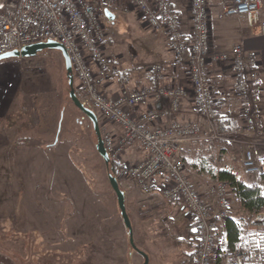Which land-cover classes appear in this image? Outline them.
Listing matches in <instances>:
<instances>
[{"label":"built area","instance_id":"obj_1","mask_svg":"<svg viewBox=\"0 0 264 264\" xmlns=\"http://www.w3.org/2000/svg\"><path fill=\"white\" fill-rule=\"evenodd\" d=\"M122 0H0V55L21 53L25 46L53 41L61 44L70 60L71 70L85 93L82 102L109 129L102 143L113 171L119 180L134 183L145 195L159 193L167 202L181 203L188 211L198 236L194 264H212L217 255L221 264H264V235L250 236L244 232L238 246L216 253L213 205L219 217L225 219L226 183L216 180L206 196L192 183L180 150L192 143L208 144L217 149L218 141L236 142L237 131L226 120L215 118V96L208 72L209 65H228L240 82L238 99L243 129L251 138L243 141L240 175L252 179L256 187H264V151L259 142L264 137L260 127L258 105L260 83L259 61L255 55L245 57L240 46L228 51L215 50L210 43V6L219 5L225 16H243L247 27L264 33L263 0H175L189 13V26L172 6V0H125L147 30L161 31L171 53L169 68H184L189 90L182 85H160L153 89L122 88L108 95L104 87L119 73L118 58L105 52L106 36L101 15L111 12ZM150 79H163L164 66L153 63L147 67ZM190 98L202 122H180L174 118L184 99ZM167 101L161 108H145L149 101ZM207 125V127H206ZM128 144L145 151L143 159L126 162L122 159Z\"/></svg>","mask_w":264,"mask_h":264},{"label":"rangeland","instance_id":"obj_2","mask_svg":"<svg viewBox=\"0 0 264 264\" xmlns=\"http://www.w3.org/2000/svg\"><path fill=\"white\" fill-rule=\"evenodd\" d=\"M111 12L113 20L101 15L105 52L117 56L121 68L143 67L165 58L162 33L143 28L125 0ZM13 59L21 67L20 109L9 120L13 129L0 127V264H92L93 260L95 264H170L162 258L168 245L165 236L152 230L138 231L133 213L138 208L135 196L124 202L131 221L133 247L130 245L125 215L117 205L108 170L96 150L98 139L93 126L69 96L79 88V82L74 78L69 85L60 51L45 49ZM97 119L101 139L109 129L118 133L103 119ZM239 141L243 143L241 135ZM243 145L231 148L230 153L239 156ZM222 147L212 149L216 168L230 169L244 183L254 184L252 179L240 175L241 157L222 160ZM186 152L182 148L180 157L187 166L197 156ZM187 169L194 185L196 182L203 188L209 181L204 176L201 177L206 181L192 178V168ZM194 173L198 175L196 170ZM124 181L119 180L122 188ZM209 187L202 194L195 185L207 200ZM228 192L229 188L227 197ZM236 205L231 214L245 217ZM54 210L59 215L55 216ZM177 210L181 208L170 214L174 228L183 224V216L177 215ZM214 215L220 218L219 213L213 218ZM257 218L246 220L244 232L251 237L264 235L253 225ZM172 226L167 230L171 232ZM198 246L199 241L190 245L192 258Z\"/></svg>","mask_w":264,"mask_h":264},{"label":"crops","instance_id":"obj_3","mask_svg":"<svg viewBox=\"0 0 264 264\" xmlns=\"http://www.w3.org/2000/svg\"><path fill=\"white\" fill-rule=\"evenodd\" d=\"M172 6L175 10L176 15L180 17L183 27L187 28L190 22L189 13L187 12L186 8L177 3L175 0H172ZM114 9L118 10V4L114 7ZM111 14L113 15L112 12ZM210 28V43L215 50L228 51L236 46H240L244 51L243 53L245 57H248L251 54L257 57L260 64L258 69V78L260 83L258 105L261 109L260 127L264 130V33H261V31L257 29L253 30L247 27L246 20L243 16L229 17L223 15L221 13L219 5L215 2H212L210 6ZM161 33L163 43L165 45V58L160 59L156 62L147 63L143 67H132L131 69L121 68V65L118 61L117 65L119 67V73L116 76L112 77L104 87V90L108 95H114L122 88L129 90L135 88L153 89L160 85H182L188 90L190 89L185 76L184 68L181 66L177 70H172L169 68L168 65L171 60V53L168 49L165 35L163 32ZM153 63H161L164 66L163 79L159 82L151 80L149 73L147 72V67ZM208 72L213 83L214 96L216 100L215 118L217 120H226L225 124L222 123V128L225 125H227V127H229L230 125V127L233 128H230L228 132H232L234 131V129H236L237 133L239 134V138L237 137L238 140L236 142L229 143L223 140L218 141V145L224 146L222 148L224 150L223 152L225 156L222 160L226 159L229 162L231 161V159L239 158L242 155V152L239 154V156H236L229 151L231 148H239L240 144L243 145V143L239 141L240 135L243 137V141L251 138V135L244 131L241 120V106L238 99L240 82L236 78L235 73L229 68L228 65H223L222 67H219L217 65H209ZM20 73L21 67H19V63L16 60L10 59L8 61L5 60L0 62V127L3 130L13 129L14 126H9V120L13 116L12 113H16L20 109V107L18 106V87L21 82ZM165 105H167L166 100H163L157 104L149 101L146 105L140 107V109L134 113V116L137 117L139 111L142 112L145 108H161ZM174 118L180 122L198 121L203 123V120L200 119V117H198V115L196 114L189 97L182 101L180 109L174 115ZM222 131L224 133V130ZM182 148H185L187 152L190 151L189 153L191 156L203 154L204 151L202 152V149H206L205 145H202L201 143L187 144ZM259 148L261 151H264V137L259 142ZM34 149L38 150L37 147H35ZM144 156L145 151L142 147L136 144H128L123 152L122 159L126 162H135L143 159ZM194 171L195 170L191 169L192 178L195 176L198 179L206 181L201 177L202 175H197L194 173ZM124 182V202L128 200V198L134 196L137 199L136 206L138 208H136L137 211L135 210L133 212L136 215H133L137 219L136 223L139 227L138 231L144 233L145 230H152L153 233L157 231L165 236L164 239L167 240L165 242L168 245L165 252L162 253V258L166 259V262H169L170 264H193L195 255L192 258L190 245H193L194 242L195 244H197L198 238L194 228V224L190 220L187 209L181 203H171L165 201L159 193L145 195L138 189V187L134 183L127 180H125ZM206 182L207 183L205 186H203V188L201 185H198V183L195 182L196 188L202 194L205 193L206 187L210 185L209 181ZM227 199L229 201V204L226 206L227 213L225 219L228 216L235 217L231 213L233 207H235V209L237 208L236 202L233 200L232 193L228 192ZM209 201L213 204V201L211 199H209ZM213 206L214 208L212 209L214 210V214H216L217 207L215 205ZM177 207L181 208V210H177L179 211L177 215L183 216V224L181 225V227L174 228L171 224L172 219L170 217V214L172 213V210H176ZM45 210L47 209L43 208V211ZM54 213H56L55 216L59 215V213L55 212V210ZM225 219H220L217 217V215H214L213 218V224L215 227L214 237L216 239L217 250L220 248H227L224 228ZM44 224H48V220L46 218ZM168 226H172L174 229L170 227V232V230H167ZM181 229L182 232L180 231ZM179 256L181 257L180 261L178 262L177 258ZM92 264H95L94 260ZM212 264H221L217 255L213 258Z\"/></svg>","mask_w":264,"mask_h":264},{"label":"trees","instance_id":"obj_4","mask_svg":"<svg viewBox=\"0 0 264 264\" xmlns=\"http://www.w3.org/2000/svg\"><path fill=\"white\" fill-rule=\"evenodd\" d=\"M67 77L68 80L69 78H72V80L75 78L72 71L69 74L67 73ZM72 92H74L77 99L82 102L81 98H84L85 96L83 88L79 86L78 89H74ZM86 107L90 109L88 104ZM219 129L222 131L221 124H219ZM202 145H205L206 151L203 154L197 155L196 158H192L187 166L196 170L198 174L204 176L211 182L220 180L226 183L233 198L238 204V208L244 215H246L245 217L240 218L228 216L225 219L224 228L226 246L228 249H233L238 246V243L242 238L246 220L258 217L253 222V225L264 234V187H256L254 184L244 183L241 179H238L235 173L230 169H217L214 165L215 156L212 153L213 148L208 144L203 143ZM104 166L108 170V175H111L116 179L120 190L123 189L119 179L113 171L110 161L108 160L107 164L104 163ZM221 250V248L218 249L217 253L219 254Z\"/></svg>","mask_w":264,"mask_h":264},{"label":"water","instance_id":"obj_5","mask_svg":"<svg viewBox=\"0 0 264 264\" xmlns=\"http://www.w3.org/2000/svg\"><path fill=\"white\" fill-rule=\"evenodd\" d=\"M104 16L108 20H113V18H114L113 15L111 14V12L107 9L104 10ZM45 49H57V50H59L61 55H62V58L64 60V64H65V68H66L67 73L68 74L71 73L70 60H69V57H68L64 47L61 44H59L57 42H53V41H47L44 43H37L35 45L25 46L23 48V50L21 51V53L8 52L5 54H2V55H0V62L8 60V59H13V58L25 57V56H28L30 53L35 54V53H37L41 50H45ZM72 83H73L72 78H69V85L72 86ZM69 96H70V99L72 100V103L74 104V106L76 108H78L91 122V124L93 126V130L95 132V135L97 136V139H98V143L96 145L97 153L102 158L103 162L105 164H107L108 163V157H107V154L105 152V149H104V146H103V143L101 140L97 116L95 115V113L91 109L86 107L83 103H81L77 99L74 92H71ZM58 131H59V129H58ZM56 141L57 140H55V143H56ZM107 178H108V182L110 184V187L115 194V197L117 200V205H118L119 209L121 210V212L125 215L124 216V222L126 224L125 226L129 230V243L133 247V239H132L130 221L126 216L125 208H124V192L122 190H120L118 183L114 177H112L111 175H108Z\"/></svg>","mask_w":264,"mask_h":264}]
</instances>
